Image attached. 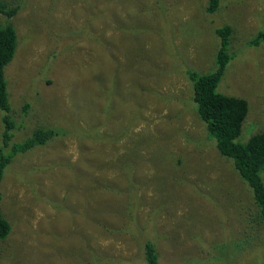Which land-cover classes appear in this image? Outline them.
<instances>
[{
    "label": "rangeland",
    "instance_id": "rangeland-1",
    "mask_svg": "<svg viewBox=\"0 0 264 264\" xmlns=\"http://www.w3.org/2000/svg\"><path fill=\"white\" fill-rule=\"evenodd\" d=\"M208 1L0 0L20 10L0 13L18 34L11 144L58 134L6 169L0 264H145L147 232L162 264L263 263L252 189L199 120L186 72L216 69V31L231 26L218 92L249 103L238 142L263 131L264 41L249 42L264 0H222L215 14Z\"/></svg>",
    "mask_w": 264,
    "mask_h": 264
},
{
    "label": "trees",
    "instance_id": "trees-1",
    "mask_svg": "<svg viewBox=\"0 0 264 264\" xmlns=\"http://www.w3.org/2000/svg\"><path fill=\"white\" fill-rule=\"evenodd\" d=\"M222 0H209L206 11L215 14ZM19 6L7 10L0 2V13L14 17L19 13ZM231 26H224L216 31L220 37V47L216 57V69L209 74H199L197 71H187L188 79L193 83L194 101L197 106V116L203 122L209 134L216 140V148L220 155L233 160L234 169L252 189L253 202L264 223V130L254 135L246 144L238 142L243 125L249 112V103L244 98L228 96L218 92V86L224 77L227 66L234 58L230 53ZM264 41V32H260L249 43L258 46ZM18 47V34L11 25H0V109L5 112L3 142L0 147V186L5 178L6 169L18 157L36 146L46 145L58 137L57 130L46 127L35 129L33 135L24 143H13L15 123L11 118L8 82L5 76L6 66L14 59ZM28 108H26V111ZM71 133V131H70ZM9 150V151H7ZM3 194L0 189V202ZM132 215L131 211L128 212ZM12 232V225L0 212V240H5ZM264 236V229H263ZM142 250L145 264H162L153 238L150 233L141 235ZM264 264V261L263 263Z\"/></svg>",
    "mask_w": 264,
    "mask_h": 264
}]
</instances>
